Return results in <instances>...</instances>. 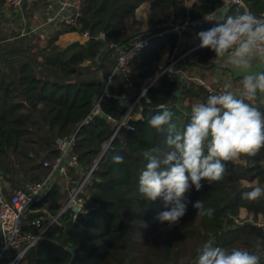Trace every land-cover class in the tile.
Here are the masks:
<instances>
[{
  "label": "trees",
  "instance_id": "trees-1",
  "mask_svg": "<svg viewBox=\"0 0 264 264\" xmlns=\"http://www.w3.org/2000/svg\"><path fill=\"white\" fill-rule=\"evenodd\" d=\"M26 1L20 11L5 18V0H0V180L4 191L10 195L28 182L46 179L51 167L44 162L55 161L56 141L61 137L75 135L72 151L81 166L70 168L73 181L82 180L96 165L81 194L89 210L75 214L73 208L67 209L29 250L24 264H195L208 241L229 249L244 248L260 255L264 264V223L246 220L251 215L264 217V196L256 201L242 199L244 192L264 187V148L254 156L226 162L222 180L211 185L202 181L200 191L192 188L186 193L187 212L175 226L157 219L172 204L166 207L162 197L146 200L138 190L139 174L147 163L143 152L158 147L157 155L163 156L170 150L165 144L166 126L158 132L148 123L160 111L158 106H167L176 125L183 111H191L194 103L211 95L194 83L158 76L177 55L181 39L184 52L199 44L198 33L214 24L194 22L210 14L224 19L248 9L261 17L263 0H244L245 6L230 3L222 18L217 12L224 7L223 0H191L190 7L185 0H82L75 24L62 22L44 42L31 33ZM49 1L34 0L31 5L47 8ZM142 6L149 7L145 18L138 13ZM185 21H190L185 31L173 29ZM68 32L86 34L88 39L65 46L57 43ZM146 37L149 45L131 60L126 80L116 69L118 51ZM192 56L195 63L206 64L215 53L199 47ZM106 83L109 93L102 96ZM140 94L142 118L131 121L133 129L121 127L113 137L117 122ZM100 97V112L92 115ZM255 107L264 112V105ZM189 122L190 116L184 127ZM114 156L123 162L115 163ZM54 175L44 194L31 204L35 211L27 213L28 232L39 233L48 222L47 213L57 214L66 201L62 177ZM197 200L214 210L211 218L197 217L193 207ZM102 201L107 202L100 206Z\"/></svg>",
  "mask_w": 264,
  "mask_h": 264
},
{
  "label": "clouds",
  "instance_id": "clouds-1",
  "mask_svg": "<svg viewBox=\"0 0 264 264\" xmlns=\"http://www.w3.org/2000/svg\"><path fill=\"white\" fill-rule=\"evenodd\" d=\"M218 15V14H217ZM205 19L214 24L198 33L200 48L215 53L212 64L223 62L243 73L241 88L232 90L230 83L209 95L206 100L191 106L190 122L182 131L171 123L172 112L160 104L158 114L151 117L149 125L158 132L167 128L165 144L170 149L163 156L158 147L146 149L147 161L138 178V190L149 201L162 197L165 206L157 219L170 227L179 223L187 212L186 193L192 188L200 191L218 182L227 173L226 162L241 156H254L264 148V112L251 103L258 94H264V71H252L255 65L264 64V18L245 9L224 19ZM171 71V68L168 69ZM115 163L123 158L114 156ZM264 196V187L256 186L244 192L242 199L256 201ZM193 207L197 217H212L214 210L205 208L197 200ZM260 255L244 248L214 246L208 241L201 249L195 264H260Z\"/></svg>",
  "mask_w": 264,
  "mask_h": 264
},
{
  "label": "built area",
  "instance_id": "built-area-1",
  "mask_svg": "<svg viewBox=\"0 0 264 264\" xmlns=\"http://www.w3.org/2000/svg\"><path fill=\"white\" fill-rule=\"evenodd\" d=\"M24 1L25 0H5L3 12L11 14L12 11H20ZM223 1L224 6H228L230 3L244 5V0ZM185 3L187 7H190L191 0H185ZM81 7L82 0H50L46 8L49 14L48 21L56 24V27H58L62 22L74 25L77 17L81 13ZM210 15H213V17L216 16L215 14ZM261 17L264 18V12ZM204 22H207V20L202 18L195 21L194 24H201ZM189 24L190 21H185L183 25L173 27V29L181 33L187 29ZM163 34L164 32L158 33V35ZM148 45L149 37H146L133 40L119 49L116 69L123 73L126 80H129L128 74L130 73L131 60L135 57L139 50L147 47ZM199 45L200 43L189 49L187 53L195 51L199 48ZM180 58L181 57L174 56L170 64L158 76L167 74L170 79H175V64ZM169 68H171V71H168ZM182 81L194 83L204 88L209 94H215L223 89L222 85L211 83L203 77L197 75H185ZM108 82H110V80ZM108 85L109 83H106L102 96L108 95ZM142 95L143 94L138 95L132 101L122 120L117 122V128L113 137L121 127L133 129L131 121H136L142 118V107L140 106V99ZM101 97L96 102L92 115H96L100 112ZM122 97L125 99L126 95L124 94ZM109 118L112 119L111 117ZM74 141L75 135L57 139L56 144L59 149V155L52 163L48 161L44 162L45 166L51 167V173L43 181L28 182L23 188L18 189L10 195L5 193L2 182H0V264H24L25 256L29 250L35 246L36 242L51 225L56 223L58 224L60 222L63 213L67 209L73 208L75 214L87 212L89 210L81 194L85 185L90 181V177L96 163L85 174L82 180L73 181L69 173L70 168H80L81 166L78 156L72 151ZM56 173H59L62 177L64 189L67 193L66 201L61 210L55 215L47 213L45 209H42L43 212L47 213L46 218L48 219V222L41 226L39 233L34 234L28 232L25 230L26 216L28 212L35 211L31 209V204L35 199H38L44 194L48 186H50L54 180V174ZM41 218L43 219L45 217L42 216ZM36 224L40 226V220H37Z\"/></svg>",
  "mask_w": 264,
  "mask_h": 264
},
{
  "label": "crops",
  "instance_id": "crops-1",
  "mask_svg": "<svg viewBox=\"0 0 264 264\" xmlns=\"http://www.w3.org/2000/svg\"><path fill=\"white\" fill-rule=\"evenodd\" d=\"M192 3V1H191ZM190 3V5H191ZM245 3V2H244ZM31 4V3H30ZM245 6V4H244ZM228 7V6H225ZM33 10L28 14L27 19L30 22V28L31 33L34 34V36L40 40V41H46L48 37L53 35L57 29L56 24L51 23L48 21V12L46 7L42 6H35L32 5ZM140 9H145V16L147 15V12L149 11V7L142 6ZM139 13V10H138ZM11 14L4 13V17L8 18ZM23 17V16H22ZM24 21V17L22 18ZM88 39V36L86 34H80L78 32H68L65 34H62L59 36L57 43L65 46L73 41H81L84 42ZM34 43V42H33ZM184 39H181V48H179L178 53L176 56L181 57L179 61L175 64V70H176V77L178 81H182L183 77L185 75H197L201 76L207 81L211 83H216L224 86V84L230 83L232 86V90L234 92H238L241 88V80L243 77V73L239 70H234L230 66H226L222 61L218 62L216 64L210 63L212 58L208 63L206 64H197L193 63L195 62V58L192 56V52L187 53V51H183L184 46ZM189 59L187 62H184L183 60ZM192 62V63H189ZM252 71H264V64H257L254 66ZM254 106H257L259 104L264 105V94H258L254 101H251ZM178 107L181 106L180 103L176 104ZM191 114V111H183V116L177 120V124H179V127H177V131H182L184 129L185 121L187 120V117H189ZM1 182V180H0Z\"/></svg>",
  "mask_w": 264,
  "mask_h": 264
},
{
  "label": "rangeland",
  "instance_id": "rangeland-1",
  "mask_svg": "<svg viewBox=\"0 0 264 264\" xmlns=\"http://www.w3.org/2000/svg\"><path fill=\"white\" fill-rule=\"evenodd\" d=\"M32 1H34V0H27V1H26L25 10H26V11H27V10L29 11L28 14H30V12L33 10L32 5L30 4V3H32ZM145 14H146L145 9H139V15H140L141 17L145 18ZM180 45H181V44H180ZM180 48H181V46H180ZM182 48H183V47H182ZM188 60H189V59H187V60L185 59V60H183V61H184V62H187ZM189 63H192V62H189ZM193 63H195V62H193ZM244 217H246V215H245V214H242V218H244ZM246 220L249 221V222L257 223V224H262V223H264V217H263V216H260L259 219H255L254 216L251 215V216H249Z\"/></svg>",
  "mask_w": 264,
  "mask_h": 264
},
{
  "label": "water",
  "instance_id": "water-1",
  "mask_svg": "<svg viewBox=\"0 0 264 264\" xmlns=\"http://www.w3.org/2000/svg\"><path fill=\"white\" fill-rule=\"evenodd\" d=\"M226 11H227V7L224 6L220 11L217 12V14H218L217 16H218L219 18H222V17L224 16V14L226 13ZM179 93H180V90H179V89H176V90H175V95H179ZM106 202H107V201H102L99 205L102 206V205H104ZM67 249H68L70 252L74 253V249H73V248L68 247Z\"/></svg>",
  "mask_w": 264,
  "mask_h": 264
}]
</instances>
